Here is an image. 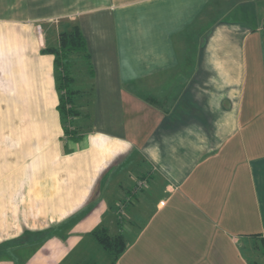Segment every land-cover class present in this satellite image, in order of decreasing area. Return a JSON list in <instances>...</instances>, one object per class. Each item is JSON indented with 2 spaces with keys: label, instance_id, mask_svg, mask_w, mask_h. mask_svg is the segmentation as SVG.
Returning <instances> with one entry per match:
<instances>
[{
  "label": "crops",
  "instance_id": "0c3cea01",
  "mask_svg": "<svg viewBox=\"0 0 264 264\" xmlns=\"http://www.w3.org/2000/svg\"><path fill=\"white\" fill-rule=\"evenodd\" d=\"M101 226L117 264H264V0H0V264H109Z\"/></svg>",
  "mask_w": 264,
  "mask_h": 264
},
{
  "label": "trees",
  "instance_id": "16d2710c",
  "mask_svg": "<svg viewBox=\"0 0 264 264\" xmlns=\"http://www.w3.org/2000/svg\"><path fill=\"white\" fill-rule=\"evenodd\" d=\"M54 55V67L57 73V89L59 92V115L66 139L74 138L76 134L72 119L76 116L73 105L72 91L70 89L72 78L69 74L68 57L72 54H80L88 61L86 42L77 25L69 30L59 33L58 45L49 50ZM68 106V108H66ZM68 119L71 129L68 128ZM91 236L97 245L107 253L110 264H117V260L124 252L127 242L122 235H110L106 227H98L91 232ZM261 254L264 256V238L260 241Z\"/></svg>",
  "mask_w": 264,
  "mask_h": 264
},
{
  "label": "built area",
  "instance_id": "2783aa9c",
  "mask_svg": "<svg viewBox=\"0 0 264 264\" xmlns=\"http://www.w3.org/2000/svg\"><path fill=\"white\" fill-rule=\"evenodd\" d=\"M41 30L43 31V30H46V27L44 26V25H42L41 26ZM66 108H68V106L66 107ZM69 120V119H68ZM71 120V119H70ZM69 120V121H70ZM71 122V121H70ZM70 125V123L68 122V128L70 127L69 126ZM69 129H71V128H69ZM147 187V183H146V181L145 180H139L137 183H136V186H135V188H134V192H138V191H140V190H143V189H145ZM125 208H124V204H120L119 206H118V208H117V211H116V215H117V217L119 218V219H121V218H123V217H125Z\"/></svg>",
  "mask_w": 264,
  "mask_h": 264
},
{
  "label": "rangeland",
  "instance_id": "374dc122",
  "mask_svg": "<svg viewBox=\"0 0 264 264\" xmlns=\"http://www.w3.org/2000/svg\"><path fill=\"white\" fill-rule=\"evenodd\" d=\"M71 121H72V124H71V125H73V121H74V119H72ZM67 122L70 123L69 120H68ZM254 245L257 246V247H259V250H261V249H260V248H261V244H260V246H259V241L254 242V243H253V246H254ZM260 252H261V251H260ZM253 256L258 257V258H260L261 260L263 259V261H264V256H262V257H260L261 255H260V256H258V255H253ZM77 258H78V257H77ZM98 259H100V258H98ZM254 259H255V258H254ZM98 261H99V260H98ZM109 261H110V260H109ZM100 262H101V261H100ZM263 263H264V262H263ZM85 264H90V263H89V261H88V262H86ZM109 264H110V262H109Z\"/></svg>",
  "mask_w": 264,
  "mask_h": 264
}]
</instances>
